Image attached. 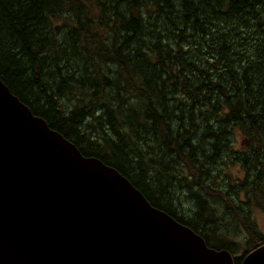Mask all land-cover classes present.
Returning <instances> with one entry per match:
<instances>
[{"label": "trees", "instance_id": "16d2710c", "mask_svg": "<svg viewBox=\"0 0 264 264\" xmlns=\"http://www.w3.org/2000/svg\"><path fill=\"white\" fill-rule=\"evenodd\" d=\"M0 81L208 248L264 244V0H0Z\"/></svg>", "mask_w": 264, "mask_h": 264}, {"label": "water", "instance_id": "95a60500", "mask_svg": "<svg viewBox=\"0 0 264 264\" xmlns=\"http://www.w3.org/2000/svg\"><path fill=\"white\" fill-rule=\"evenodd\" d=\"M0 264H233L0 81ZM241 264H264V245Z\"/></svg>", "mask_w": 264, "mask_h": 264}, {"label": "rangeland", "instance_id": "374dc122", "mask_svg": "<svg viewBox=\"0 0 264 264\" xmlns=\"http://www.w3.org/2000/svg\"><path fill=\"white\" fill-rule=\"evenodd\" d=\"M240 39L246 37V34H240L239 35ZM242 42V41H241ZM240 141V139H239ZM111 168V167H110ZM232 209L237 212L240 216H242L243 213H241L236 207H232ZM260 215H258L257 213L253 214V218L256 220V223L259 227V229L264 233V213L261 212L259 213ZM250 252V251H249ZM243 253L241 252L238 255H242Z\"/></svg>", "mask_w": 264, "mask_h": 264}, {"label": "bare ground", "instance_id": "6f19581e", "mask_svg": "<svg viewBox=\"0 0 264 264\" xmlns=\"http://www.w3.org/2000/svg\"><path fill=\"white\" fill-rule=\"evenodd\" d=\"M263 245H264V244H263ZM263 245H261V246H263ZM261 246H259V247H261ZM259 247H257V248H259ZM257 248H256V249H257ZM254 250H255V249H254ZM252 251H253V250H252ZM252 251H251V252H252ZM249 253H250V252L246 253V254L243 256V258H244L247 254H249ZM243 258H242V259H243Z\"/></svg>", "mask_w": 264, "mask_h": 264}]
</instances>
